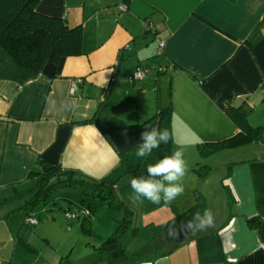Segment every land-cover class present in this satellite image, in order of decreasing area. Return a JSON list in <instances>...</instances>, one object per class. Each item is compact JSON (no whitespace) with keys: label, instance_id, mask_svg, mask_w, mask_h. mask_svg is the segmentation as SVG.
I'll return each mask as SVG.
<instances>
[{"label":"crops","instance_id":"0c3cea01","mask_svg":"<svg viewBox=\"0 0 264 264\" xmlns=\"http://www.w3.org/2000/svg\"><path fill=\"white\" fill-rule=\"evenodd\" d=\"M36 11L70 28L79 26L82 54L35 75L0 46V262L18 264L19 246L27 252L24 264H59L66 255L45 257L29 233L22 235L23 227L35 226L26 222L35 207L28 204L42 189L44 166L99 182L118 165L121 152L137 148L143 131L158 128L153 117L169 109L176 142L171 153L183 146L188 166L184 194L170 204H132L129 180L144 174L119 180L114 197L132 211V229L149 231V237L127 251L125 238L137 236L128 233L122 256L105 263L264 264V140L240 147L243 158H219L226 171L216 178L210 156L200 160L196 153L199 142L237 133L225 113L229 101L247 104L248 124L264 127V0H39ZM137 71L143 72L141 79L133 77ZM73 98L77 107L64 112L63 102ZM128 126L137 127L101 131ZM196 164L210 173L198 175L192 170ZM196 191L206 200L199 213L211 209L215 227L193 234L182 225L195 216L183 214ZM208 195H214L212 203ZM55 214L52 223L60 226L55 220L61 213ZM105 214L102 209L92 215L91 228L103 216L101 228L114 230V219ZM251 217L258 228L248 224ZM92 246L88 262L101 264L96 253L111 255Z\"/></svg>","mask_w":264,"mask_h":264},{"label":"trees","instance_id":"16d2710c","mask_svg":"<svg viewBox=\"0 0 264 264\" xmlns=\"http://www.w3.org/2000/svg\"><path fill=\"white\" fill-rule=\"evenodd\" d=\"M39 0H0V46L12 57L14 62L35 75L41 73L48 64L57 66L63 58L80 56L81 32L80 27L70 28L62 19L51 18L36 11ZM134 77V76H133ZM100 104V109L104 108ZM225 113L237 127V133L218 141L199 142L196 145L198 159H205L224 150H233L246 146L252 142L262 141L264 127L253 128L248 124V116L251 108L242 103L234 106L229 101ZM158 119L159 129H168L172 139L168 144H161L152 151L149 156L139 158L136 156V148L123 151L119 155L118 165L112 169L99 182L90 183L75 177L74 172H61L59 168L44 166L42 191L34 196L28 205H36L47 192L56 188H70L80 192L81 195L97 202V206L88 207V214H84L80 220L83 232L88 233L91 227V217L96 212L107 209L115 221V228L107 239L99 246H92L102 254L111 253L113 258L122 256V242L128 233L135 234L132 229V211L119 202L113 194V188L128 174H146V166L154 163L165 155H170L176 145L171 131L170 110H164L156 114L153 119ZM137 126L119 127L114 129H101L103 133L127 131ZM198 175L204 177L210 173L206 165L196 164L193 169ZM194 204L183 216L190 217L202 211L206 200L200 192H194ZM31 210V209H30ZM73 219L79 216L70 213ZM256 217L247 219L253 227L258 224ZM70 220V219H69ZM72 221V219L70 220ZM68 256L61 257L59 264H67ZM227 264V263H226Z\"/></svg>","mask_w":264,"mask_h":264},{"label":"rangeland","instance_id":"374dc122","mask_svg":"<svg viewBox=\"0 0 264 264\" xmlns=\"http://www.w3.org/2000/svg\"><path fill=\"white\" fill-rule=\"evenodd\" d=\"M244 150L240 149H234V150H226L222 154L213 155L210 156V164H212V176L213 178L215 174L226 171V166L223 165V167L220 165V159L224 158V160L228 161L230 160H236V158H243L244 156ZM234 158V159H233ZM211 180H216L212 179ZM212 184H215L214 181ZM40 189L38 192H41ZM54 193L51 194L50 197V190L47 192V194L43 195L41 199H39L38 203L34 205V215L33 219L38 220L37 224L34 227L26 228L23 227L22 235L29 233L30 234V243L34 245L42 254L43 256L47 257V254H50L51 256H59L60 254L64 253L66 251V255L68 256V262L67 264H99L98 261H87V252L89 251V246L93 244V242H102L107 239L109 234L111 232L104 231L101 227H104L103 222V216H100L101 218L99 220H96V226L95 228H91L88 233L83 232L80 221L84 214L82 211L84 209L88 210V204L93 207H96L98 204L96 201H93L92 199L85 197L80 194L78 190L70 189V188H56L53 191ZM217 192V191H216ZM214 198V195H208L207 201L209 203H212ZM81 205V211H79L77 208ZM52 209H55L52 211ZM105 211V215H108L107 217H111L110 213L107 209H103ZM73 212L75 216H79L78 219H72V221L69 220V222H72L68 224L67 220V213ZM101 211V210H100ZM100 211L96 212L95 214L99 213ZM55 213H61V216H58L56 218H60L58 223L61 224L55 225L52 222H54ZM109 218V221H111ZM27 220V219H26ZM78 220V222H76ZM113 220V219H112ZM115 222V221H114ZM93 224V223H92ZM113 229L115 228V223L112 225ZM91 232V234H90ZM109 232V233H108ZM136 237L130 236L128 238H125V249L127 251H130V247L136 248L139 243L143 242L145 238L149 237V231H146L144 229H139L136 231ZM25 239L28 241V239L25 237ZM47 240H50V245L48 244ZM154 243H158V239H152ZM29 242V241H28ZM128 243V244H127ZM152 250H156L154 247L151 248ZM18 251L21 252V259L17 260L15 259V262L18 264H24L23 257L27 255V252L25 251L24 247H18ZM73 250V253H72ZM90 252V251H89ZM72 253V255H71ZM58 254V255H57ZM147 254H150L147 253ZM97 256H102L101 264H107L104 260L108 259L109 261H112L113 256L112 255H99L96 253ZM55 256V257H56ZM64 257V256H63ZM108 257V258H106Z\"/></svg>","mask_w":264,"mask_h":264},{"label":"clouds","instance_id":"9594fccd","mask_svg":"<svg viewBox=\"0 0 264 264\" xmlns=\"http://www.w3.org/2000/svg\"><path fill=\"white\" fill-rule=\"evenodd\" d=\"M106 83V81H105ZM77 107L76 99H65L62 105L64 112L73 111ZM172 139L168 129L152 127L141 133L140 142L136 148V156L144 158L161 144H168ZM118 159V155L113 152ZM188 171L187 162L184 159L183 146H177L170 155H165L154 163L146 166V174L134 176L129 180L130 193L128 200L132 204H142L145 200L160 204L171 203L184 194L183 179ZM185 231L203 232L215 227V217L211 209H205L203 213L183 223ZM170 235H175L170 231Z\"/></svg>","mask_w":264,"mask_h":264},{"label":"built area","instance_id":"2783aa9c","mask_svg":"<svg viewBox=\"0 0 264 264\" xmlns=\"http://www.w3.org/2000/svg\"><path fill=\"white\" fill-rule=\"evenodd\" d=\"M119 9H120L121 11H125V10H126V6H125V5H122V6L119 7ZM158 45H159V49H160V50H161V49L163 48V46H164L163 43H159ZM142 77H143V72H142V71H137V72L135 73V75H134V78H135V79H141ZM77 83H78L77 81L72 83V90L76 88ZM82 213H83V214H88L87 211H83ZM68 218H69V219H73V216L68 215ZM26 222H27V224L30 225V226H33V225H36V224H37V220H34L32 217H29V218L26 220ZM0 264H4V263L0 262Z\"/></svg>","mask_w":264,"mask_h":264}]
</instances>
